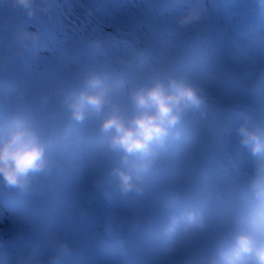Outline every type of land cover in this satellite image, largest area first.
Here are the masks:
<instances>
[{"label":"rangeland","instance_id":"1","mask_svg":"<svg viewBox=\"0 0 264 264\" xmlns=\"http://www.w3.org/2000/svg\"><path fill=\"white\" fill-rule=\"evenodd\" d=\"M225 1L226 6L222 0H35V15L29 17L13 0H0V124L17 115H30L45 138L52 127L63 133L68 122L67 109L61 107L64 97L84 91L85 81L93 74H106L117 85L116 100L129 112L130 93L139 87L151 86L156 80L167 83L170 79H184L203 99L198 93L199 76L194 75V70L206 56L202 44L209 47L207 38H212L221 27L217 19L227 17L226 12L232 6L228 3L234 4L230 9L233 16H240L242 11L240 30L247 26L251 31H258L260 21L264 28V4L260 0ZM247 3H256L252 6L256 11L253 23L246 21L251 18ZM260 3L262 17L256 9ZM191 10L199 11L200 18L181 26L178 21ZM21 32L37 36L34 44L28 42L27 50L19 49L16 41ZM251 46L248 41V45L235 53L245 58ZM18 49L23 55H16ZM209 51L210 47L207 56ZM182 53L186 55L180 56ZM253 64L250 62L249 67ZM220 85L222 98L232 93V84L222 80ZM248 89L255 91L256 87L248 84ZM235 99L239 97L235 95ZM253 103L259 105L258 101ZM224 104L221 101L224 109L230 107ZM195 113L196 109L185 118L190 119ZM207 113H213V118L218 119L222 111L214 113L208 108ZM233 116L229 114V122ZM100 122L86 119L68 132V149L53 153L52 171L35 179H43L44 184L40 186L47 190L46 196L71 201L90 198L91 211L102 210L104 198L99 197L96 189L102 177L101 166H106L104 172H111L121 163L119 155H114L102 141ZM184 122L183 119L181 123ZM177 130L176 126L174 132ZM89 157V163L92 161L95 166L87 172ZM163 161L158 154L153 167H160ZM161 168L169 170V165ZM44 176H48V182ZM81 180L87 186L78 190ZM108 189L114 196L119 193L118 188ZM21 197L19 204L17 200L10 204L22 207L25 199ZM30 201L27 202L32 204ZM53 203V211L63 212L54 199ZM2 208L5 209L4 205ZM15 211L0 214V251L12 257V264L18 262L14 259L18 253L12 250L15 244L11 229L15 221L9 219L7 225V218ZM31 227L33 231L36 223ZM66 230L71 231L69 226ZM66 233L60 232L59 237ZM16 245L23 246L17 242Z\"/></svg>","mask_w":264,"mask_h":264},{"label":"clouds","instance_id":"2","mask_svg":"<svg viewBox=\"0 0 264 264\" xmlns=\"http://www.w3.org/2000/svg\"><path fill=\"white\" fill-rule=\"evenodd\" d=\"M260 2L264 4V0ZM13 3L23 8L29 17L35 15V0H13ZM199 18L200 12L191 10L178 23L186 26ZM36 40L37 36L28 32L16 37L19 49L24 50L29 48V41L34 44ZM19 49L16 55H23ZM116 94L117 85L111 83L106 74L91 75L85 81L84 91L78 95L68 94L62 101L61 107L68 113L64 132L52 127L47 138L30 115H17L0 124V181L18 194H29L36 177L52 171L55 164L52 154L68 149V132L91 119L101 120L102 141L114 155H119L120 163L130 169L112 170L119 178L120 194L143 195L145 177L151 173L159 151L173 135L179 138L180 133L174 129L190 111L200 107L202 100L197 89L184 79H170L167 83L156 80L151 86L133 90L129 95L131 112L117 102ZM239 134L240 143L258 158L252 188L259 209L253 223L255 235L237 234L231 248L221 253V260L223 264H264V127L241 126ZM183 219L185 223L181 225L175 215L170 217L164 231L166 251L174 250L193 230L203 228V221L195 213L189 212ZM51 247L53 254L48 257V264H69L73 250L67 244L53 243ZM24 264H41V261L30 255Z\"/></svg>","mask_w":264,"mask_h":264},{"label":"bare ground","instance_id":"3","mask_svg":"<svg viewBox=\"0 0 264 264\" xmlns=\"http://www.w3.org/2000/svg\"><path fill=\"white\" fill-rule=\"evenodd\" d=\"M222 1L226 6V1ZM228 5H232L229 9L234 7V4L231 2H229ZM207 21L208 20L205 21L206 24ZM222 21L225 24V29L231 28L235 23L234 20L227 18H224ZM204 32L205 30L201 31L202 34ZM215 35L221 37L222 43L226 47L231 46V37L223 36L219 32L215 33ZM202 45L205 53L207 54V48L204 46V43ZM211 52L212 51H209V54H211ZM183 54L185 53L180 54V56H183ZM190 57L192 59L191 55ZM205 64H207V58L204 55L203 58L200 59L199 65ZM216 133L218 135H216L215 139L210 144L206 145L205 151L201 153L197 159V162L201 165L202 169L205 168L208 161L217 156L220 148L224 146V144L219 141L220 137L224 133ZM235 134L237 135L235 137L236 140L238 139L239 133ZM226 138L228 139V137ZM236 152V162H246L253 165L257 164L258 158L252 155L250 148L239 143L236 147ZM89 162L90 157L88 158V163L86 164L87 172L95 166L94 162ZM231 164L234 165V160L231 161ZM44 178L46 182H48V176H44ZM212 178L213 181L216 182L215 188L209 187L211 191L210 195L213 197V201L216 204L214 217L223 221L227 215L229 204L232 200V191L235 184L226 181L224 178L214 176H212ZM40 184H44L43 179L40 181L34 180L31 192L27 195H23L25 203L22 207H19L10 203L17 200V204H19L22 200V197L19 198L21 194L16 193L12 189H7L3 182L0 181V200L2 201L0 202V214H8L9 212L17 209L16 212L7 218V225L9 223V219H13L15 221V226L11 229L13 232V239L20 238L18 240L24 242L23 246H17L16 241H14L15 245L12 250L18 253L17 257L14 258L15 261H18L16 264H24L30 255H35L41 261V264H48V257L51 256L50 247L53 241L59 237L60 232L62 233L66 229V224L69 223H74V228L71 232L66 233V239L77 242V244H73V254L75 253L76 258L81 259L86 263L101 262L100 259L105 255L104 246L102 245H106L111 249H128V238H124L122 241L110 238L103 240L101 244L97 241L100 237L126 234L129 225L133 223H135L132 225L133 229L130 230L132 239L135 241H142L147 244L148 248H150V252L148 251L147 253H151L152 258H154V260H156L159 264H183L185 261V252L193 242L196 244V250L204 249L202 245L197 243L199 238L202 237L204 233V228H200L193 230L188 239L178 242L174 250H165L163 241L164 231L166 228L162 232L159 228L161 220L156 219L155 217L158 215L157 210H160L162 213L168 212L166 215H178L181 219H183L184 217L181 216V213L175 209V206H172L177 204L175 200L167 202L172 206L171 208L164 205L160 206L154 204L152 199H148L146 201L142 200L141 197L138 196L127 204H117L115 203L114 198L108 200V194L106 196V201L108 200L107 204L110 206V211L107 212L109 216H105L98 212L92 215L90 214L91 207L88 204L90 198H84L81 201H71L68 198L51 197L50 195L46 196L45 194L47 190L45 187L40 186ZM175 185L176 184L174 182L169 181L164 176L151 172L147 177H145L143 187L150 191L151 196H157L162 195L165 192L170 193V189L175 187ZM86 186L85 180H81L77 189H84ZM186 186L188 187L185 188ZM195 186H197V181H188L181 191L183 197L187 198L190 195L192 188ZM52 198L55 202H57L58 206H61L63 212L53 211L54 203ZM30 199V203L32 202V204L27 202ZM2 205H4L5 209L2 208ZM105 206L106 202H103L100 208L104 209ZM169 209H172V211L170 212ZM24 222L36 223L37 227H33V234L27 233L21 229ZM165 225L167 226V224ZM209 238L210 235H206L202 240L204 243H207ZM225 238L226 237L221 236L219 239L222 240ZM86 240H88V243ZM205 248L207 247L205 246ZM34 250L36 251L34 252ZM124 258L126 261L127 256ZM10 261L13 262L12 257L8 253L0 251V264H12ZM136 263L143 264L139 261ZM75 264H79V262L76 261Z\"/></svg>","mask_w":264,"mask_h":264},{"label":"flooded vegetation","instance_id":"4","mask_svg":"<svg viewBox=\"0 0 264 264\" xmlns=\"http://www.w3.org/2000/svg\"><path fill=\"white\" fill-rule=\"evenodd\" d=\"M231 3H233V2H231ZM219 23H220L221 27L224 29V26H225L224 22L219 19ZM230 31H231L230 37L232 38L231 42L233 43L235 41V35H237L238 32H235V27H231ZM215 37H216V40H218V37L217 36H215ZM232 45H234V44H232ZM196 74L198 76H201V73H199L198 69L196 70Z\"/></svg>","mask_w":264,"mask_h":264}]
</instances>
